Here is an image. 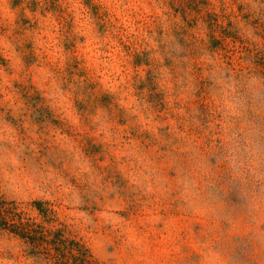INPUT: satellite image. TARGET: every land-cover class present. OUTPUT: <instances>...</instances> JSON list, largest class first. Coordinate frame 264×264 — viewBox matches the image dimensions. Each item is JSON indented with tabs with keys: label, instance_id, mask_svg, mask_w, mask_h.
Wrapping results in <instances>:
<instances>
[{
	"label": "rangeland",
	"instance_id": "374dc122",
	"mask_svg": "<svg viewBox=\"0 0 264 264\" xmlns=\"http://www.w3.org/2000/svg\"><path fill=\"white\" fill-rule=\"evenodd\" d=\"M0 196V264H264V0H0Z\"/></svg>",
	"mask_w": 264,
	"mask_h": 264
},
{
	"label": "trees",
	"instance_id": "16d2710c",
	"mask_svg": "<svg viewBox=\"0 0 264 264\" xmlns=\"http://www.w3.org/2000/svg\"><path fill=\"white\" fill-rule=\"evenodd\" d=\"M39 205L40 211L41 202L35 201ZM0 226L9 232L20 236L22 239L31 244L32 248L40 249L41 241H44L46 234L40 232L42 226L34 219L24 216L23 212L19 211V206L14 201L9 202L0 196Z\"/></svg>",
	"mask_w": 264,
	"mask_h": 264
}]
</instances>
